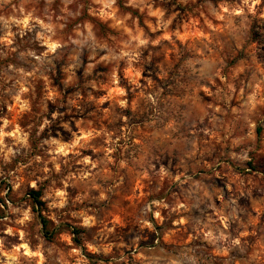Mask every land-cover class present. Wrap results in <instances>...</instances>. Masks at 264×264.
Returning a JSON list of instances; mask_svg holds the SVG:
<instances>
[{"label":"rangeland","instance_id":"rangeland-1","mask_svg":"<svg viewBox=\"0 0 264 264\" xmlns=\"http://www.w3.org/2000/svg\"><path fill=\"white\" fill-rule=\"evenodd\" d=\"M0 264H264V0H0Z\"/></svg>","mask_w":264,"mask_h":264},{"label":"trees","instance_id":"trees-1","mask_svg":"<svg viewBox=\"0 0 264 264\" xmlns=\"http://www.w3.org/2000/svg\"><path fill=\"white\" fill-rule=\"evenodd\" d=\"M260 133L261 129L258 130V134ZM28 198L32 201L33 207L39 215L45 237L53 239L57 235L58 231L51 228V221L43 215L46 207V204L43 200V192L41 190L32 188L28 191ZM68 228L71 230L72 235H74V241L78 245H81V241L78 240L77 237H79L83 233V231L72 226H68Z\"/></svg>","mask_w":264,"mask_h":264}]
</instances>
